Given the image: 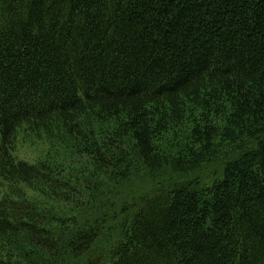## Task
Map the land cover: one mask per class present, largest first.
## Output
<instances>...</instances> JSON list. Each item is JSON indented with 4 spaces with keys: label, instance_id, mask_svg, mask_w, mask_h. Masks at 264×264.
Listing matches in <instances>:
<instances>
[{
    "label": "trees",
    "instance_id": "obj_1",
    "mask_svg": "<svg viewBox=\"0 0 264 264\" xmlns=\"http://www.w3.org/2000/svg\"><path fill=\"white\" fill-rule=\"evenodd\" d=\"M0 264H264V0H0Z\"/></svg>",
    "mask_w": 264,
    "mask_h": 264
},
{
    "label": "rangeland",
    "instance_id": "obj_2",
    "mask_svg": "<svg viewBox=\"0 0 264 264\" xmlns=\"http://www.w3.org/2000/svg\"><path fill=\"white\" fill-rule=\"evenodd\" d=\"M45 150L46 148L42 145H36V146L23 145L20 147L18 153L20 158L31 162L39 158L41 155H43V152Z\"/></svg>",
    "mask_w": 264,
    "mask_h": 264
}]
</instances>
